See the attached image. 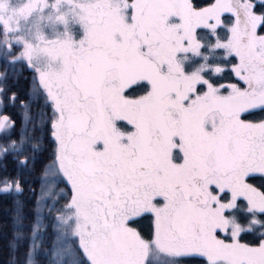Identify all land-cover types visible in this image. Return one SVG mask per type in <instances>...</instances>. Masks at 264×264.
Segmentation results:
<instances>
[{"label":"snow or ice","instance_id":"obj_1","mask_svg":"<svg viewBox=\"0 0 264 264\" xmlns=\"http://www.w3.org/2000/svg\"><path fill=\"white\" fill-rule=\"evenodd\" d=\"M0 197L3 264H264V0H0Z\"/></svg>","mask_w":264,"mask_h":264},{"label":"rangeland","instance_id":"obj_2","mask_svg":"<svg viewBox=\"0 0 264 264\" xmlns=\"http://www.w3.org/2000/svg\"><path fill=\"white\" fill-rule=\"evenodd\" d=\"M29 193L25 192L24 197L27 198ZM9 201H5L2 197H0V225L3 224L4 216H5V207L9 204ZM3 232V228L0 227V233ZM3 245L4 240L2 235H0V264H3L4 256H3Z\"/></svg>","mask_w":264,"mask_h":264}]
</instances>
